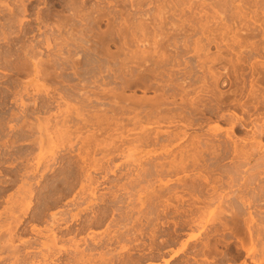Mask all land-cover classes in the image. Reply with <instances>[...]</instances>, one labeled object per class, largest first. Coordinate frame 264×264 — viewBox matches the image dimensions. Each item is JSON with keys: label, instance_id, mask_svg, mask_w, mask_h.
Masks as SVG:
<instances>
[{"label": "rangeland", "instance_id": "1", "mask_svg": "<svg viewBox=\"0 0 264 264\" xmlns=\"http://www.w3.org/2000/svg\"><path fill=\"white\" fill-rule=\"evenodd\" d=\"M0 1V227L34 243L27 264H264V0ZM95 111L102 133L81 127ZM55 151L61 170L31 181L48 206L19 215Z\"/></svg>", "mask_w": 264, "mask_h": 264}, {"label": "bare ground", "instance_id": "2", "mask_svg": "<svg viewBox=\"0 0 264 264\" xmlns=\"http://www.w3.org/2000/svg\"><path fill=\"white\" fill-rule=\"evenodd\" d=\"M9 1V0H8ZM18 1H20L21 3H22V7L24 6L23 4H24V0H18ZM31 1V0H30ZM33 1V0H32ZM74 1V0H73ZM3 2V1H2ZM5 2V1H4ZM0 3H1V1H0ZM12 3H14L15 5H16V7H18L17 6V1H16V3H15V1L13 2H11V5H12ZM32 3V2H31ZM30 3V4H31ZM72 4H73V2H71ZM9 4V3H8ZM13 4V5H14ZM25 4H26V2H25ZM1 5V4H0ZM10 5V4H9ZM18 5H21V4H18ZM27 5V4H26ZM26 5L24 6V8H22V12L25 14V13H27L28 12V10H27V8H26ZM31 6V5H30ZM7 7V6H6ZM12 7V6H11ZM27 7H28V5H27ZM14 8V7H13ZM7 9V11L9 10V14H11L10 12H12V14L14 13V10L16 9ZM21 8V7H20ZM33 8V7H32ZM73 9L72 10H74V12L75 11H77V9H75L74 7H72ZM6 9V8H5ZM19 9V8H18ZM0 10H1V8H0ZM2 10H3V8H2ZM21 10V9H20ZM20 10H18V11H20ZM30 10H32V9H30ZM35 10V9H34ZM79 10V9H78ZM18 11H17V13H18ZM1 12V11H0ZM4 12V11H3ZM3 12H1L0 14H2ZM21 12V11H20ZM39 11H36V14L38 13ZM16 13V15H18V19H19V15H20V13L19 14H17ZM29 13V12H28ZM8 14V15H9ZM11 14V15H12ZM15 14V13H14ZM13 14V15H14ZM74 14V13H73ZM92 14V13H91ZM7 15V14H6ZM21 15H23V14H21ZM20 15V16H21ZM39 15V14H38ZM88 15V14H87ZM1 16V15H0ZM10 16V15H9ZM24 16V15H23ZM75 16H78V15H76V12H75ZM72 17V15H71V17L74 19V18H76V17ZM91 16V15H90ZM5 17V16H4ZM3 17V18H4ZM85 18H86V16H84ZM6 18H7V16H6ZM5 18V19H6ZM8 18H10V17H8ZM7 18V19H8ZM23 18V17H22ZM39 18H40V15H39ZM78 18V17H77ZM76 18V19H77ZM82 20H83V18H82V16L80 17ZM84 18V19H85ZM90 17H88L87 19H85L84 21L85 22H87L86 20H88ZM94 18V17H93ZM17 19V18H16ZM17 19V20H18ZM38 19V18H37ZM9 20V19H8ZM11 20V19H10ZM24 20V19H23ZM26 20V19H25ZM39 20V19H38ZM41 20V19H40ZM72 20V19H71ZM82 20H81V22H82ZM5 21V20H4ZM14 21V20H13ZM19 22H20V20H18ZM72 21H74V20H72ZM72 21L70 22V24L72 23ZM89 21V20H88ZM12 22V21H11ZM44 22V21H43ZM66 22V21H65ZM7 22L5 21V24H6ZM42 23V22H41ZM63 23V22H62ZM67 23V22H66ZM66 23L65 24H63V25H66ZM75 23V22H74ZM89 23V22H88ZM5 24H3V25H5ZM14 24V23H13ZM20 24H22V23H20ZM24 24V23H23ZM38 24V23H37ZM40 24V23H39ZM2 25V26H3ZM7 25L8 24H6V27H7ZM68 25V24H67ZM76 25V23L73 25V26H75ZM62 26V25H61ZM72 26V25H71ZM72 26V27H73ZM8 27H9V25H8ZM22 27V26H21ZM2 28H4V27H2ZM61 28V27H60ZM62 28H63V26H62ZM65 28V27H64ZM32 29V28H31ZM40 29V28H39ZM57 29V28H56ZM53 30V29H52ZM62 30V29H61ZM50 40V39H49ZM65 40H67V39H65ZM68 41V40H67ZM55 42V41H54ZM66 42V41H65ZM69 43V42H68ZM50 44V43H49ZM66 45H68L67 43H66ZM48 47H51L50 45H48ZM68 47V46H67ZM49 49V48H48ZM70 50H68V52H69ZM30 61V60H29ZM28 62V61H27ZM27 62H25V64L27 63ZM64 62V61H63ZM30 63V62H29ZM36 63V62H35ZM28 64V63H27ZM65 64L67 65L68 63L67 62H65ZM70 65H73V66H71V67H74V68H76L75 67V64L74 63H72V64H70ZM35 66V65H34ZM27 67V66H26ZM37 67V66H36ZM33 68V67H32ZM20 69V68H19ZM36 69V68H35ZM38 69V68H37ZM73 69V68H72ZM74 70V69H73ZM38 71V70H37ZM36 73H38V72H36ZM47 73V72H46ZM112 92V91H111ZM113 93V92H112ZM114 94L115 95H113V97L115 98L116 97V93L114 92ZM120 96H122L121 94H119ZM62 98V97H61ZM60 98V99H61ZM118 98V96L116 97V100L117 101H120V103H121V98L119 99H117ZM123 99V98H122ZM124 99H125V97H124ZM123 99V100H124ZM57 100V99H56ZM68 100V99H67ZM89 99H85V101H87V102H89V101H91V100H89ZM98 100H99V98H98ZM97 100V101H98ZM122 100V101H123ZM63 101H64V98H63ZM66 101V100H65ZM135 101V100H134ZM92 102V101H91ZM91 102H89L90 104H88L89 106L91 105ZM114 102H116V101H114ZM46 103V102H45ZM59 103V102H58ZM69 103V102H68ZM94 103V102H93ZM92 103V104H93ZM119 102H116L115 103V105L116 104H118ZM100 104V103H99ZM46 105H47V103H46ZM48 105H50V104H48ZM98 105V104H97ZM96 105V106H97ZM101 105V104H100ZM59 106V105H58ZM44 107V106H43ZM48 107V106H47ZM46 106H45V108H47ZM98 107H99V105H98ZM69 108V107H68ZM113 110L115 109V108H113V107H111ZM123 108V107H122ZM122 108H120L121 110H122ZM119 108H118V110H120ZM44 110V109H43ZM109 110V109H108ZM108 110H106L107 112H108ZM111 110V109H110ZM112 110V111H113ZM121 110H120V112H121ZM83 111H84V109H83ZM97 111V110H96ZM95 111V114H94V117H95V120H93V115H92V120H91V118H90V120L88 119V120H83V118L81 117L82 115V112H81V110H80V112H78V113H81V114H79V117H81L80 118V123L82 124L83 122V126H81V127H84V124L85 125H88L89 123H91V124H89L88 126H92V127H95V126H97V128H95L96 130L97 129H102V128H104L103 126H107V125H109L110 124V122H108L107 123V121H109L110 119H109V117H108V115L106 114V116L108 117H105V115H103V114H101L100 112H99V110H98V112H99V114L100 115H98V116H100L101 117V115H103L101 118H107V119H109V120H105L104 122H105V124L103 125V120L101 119V118H99L98 116L96 117L95 115H96V112ZM103 111V110H102ZM106 111H104L105 113H107ZM111 111V112H112ZM115 111H116V113H117V109H115ZM94 113V112H93ZM92 113V114H93ZM113 114H114V111L112 112ZM84 114H85V112H84ZM98 114V113H97ZM115 115V114H114ZM86 116H87V114H86ZM110 116V115H109ZM49 117H51L50 115H49ZM54 117V116H53ZM111 117V116H110ZM114 116L112 115V118H113ZM57 118V120H58V117H56ZM89 118V117H88ZM111 118V119H112ZM50 119V118H49ZM60 119V118H59ZM78 119V118H77ZM81 119H82V122H81ZM56 120V119H55ZM54 120V121H55ZM113 120V119H112ZM57 122V121H56ZM59 122L60 123H62L61 125L62 126H67V124H69L70 122H71V120H68L67 118H63V120L62 121H58L56 124H57V127H59ZM79 123V124H80ZM107 123V124H106ZM60 125V126H61ZM61 126V127H62ZM87 126V127H88ZM119 126V125H118ZM69 126H67V128H68ZM81 127H79V130H83V128L81 129ZM86 127V126H85ZM120 127V126H119ZM105 129V128H104ZM78 130V129H77ZM57 131V130H56ZM89 130H87V132H88ZM98 131H100V130H98ZM96 132V133H94L95 135L97 134V133H99V132ZM103 131H105V130H101V133L103 132ZM61 132V131H60ZM66 133V132H65ZM59 134H62V133H59ZM93 134V135H94ZM93 135H91V136H93ZM94 135V136H95ZM97 136V135H96ZM92 140V139H91ZM95 140V139H94ZM89 141V140H88ZM36 144V143H35ZM34 144V145H35ZM86 144V143H85ZM89 144V143H88ZM87 144V145H88ZM87 145H86V147H87ZM35 146H37L38 147V144L37 145H35ZM90 146V145H89ZM29 147H31V146H29ZM33 148H34V146H32ZM31 147V148H32ZM37 147H35V148H37ZM40 147V146H39ZM34 148V149H35ZM38 149V148H37ZM81 149V151H84V150H82V148H80ZM79 149V150H80ZM84 149V148H83ZM89 149V148H88ZM31 150V149H30ZM31 151H33V149L31 150ZM30 151V152H31ZM244 151V150H243ZM242 151V155L244 156V157H247V154H248V152H243ZM33 152H36V151H33ZM33 152L32 153H29V154H32V155H34L33 154ZM87 152V151H86ZM79 153V152H78ZM84 153H85V151H84ZM88 153V152H87ZM83 154V153H82ZM82 154H79V159H77V160H81L83 163H87V161H86V155L84 154V156L82 155ZM88 154H90V153H88ZM88 154H87V156H88ZM28 155V154H27ZM19 156V155H18ZM77 156H78V154H77ZM90 156V155H89ZM24 157V156H23ZM31 157V156H30ZM20 158V157H19ZM29 159V158H28ZM27 159V160H28ZM32 159V158H31ZM33 159H35V158H33ZM33 159H32V161H33ZM67 159H66V157L65 156H58V153L55 151V152H53V154H52V156H51V158L50 159H48V160H45V161H40V160H38V161H36V162H34L33 164H32V166H29V169H30V167L32 168V170L31 171H29L28 173L30 174H25L26 176L28 175L29 177H27L26 178V182H23V180L25 181V179H23V178H25V176L24 177H20L21 179L20 180H22V184L24 183V185H26L25 187H24V185L22 186L23 188H20V189H23V191H21L20 189V192H18L20 195H21V197H20V195H18L19 197H20V199L17 201L18 203H19V205L18 206H20V207H18V209L20 210V214L19 215H23V216H26L27 214H28V211L31 209V206H33L34 204H35V200L37 201H40V204H42L41 203V201H44L43 199H44V197L45 196H43V191H40L39 189V192H34V189H33V185L34 184H31L32 182L31 181H34L33 179H35V176H37V175H39V180H38V182H34L36 185H39V184H41L40 183V181H41V179H43V180H45L44 178L45 177H47V175H49V174H56L57 173V171H59V170H61V167H62V163L64 162V161H66ZM18 161H19V159H18ZM20 161H22V160H20ZM29 161V160H28ZM31 161V160H30ZM77 162V161H76ZM15 163H17L16 162V159H15ZM30 164H31V162H29ZM67 163H69L68 165V167H70V165H72L73 164V162L71 161V160H69ZM78 163V162H77ZM82 163V164H83ZM11 164V163H10ZM19 164V163H18ZM27 164V163H26ZM82 164H81V169L83 168L82 167ZM88 164V163H87ZM14 165V164H13ZM12 165V166H13ZM17 165V164H16ZM65 165V164H64ZM79 165V164H78ZM26 166V165H25ZM27 166V167H28ZM89 166V165H88ZM17 167V166H16ZM15 167V168H16ZM21 167V166H20ZM20 167H19V169H20ZM24 167V166H23ZM64 167V166H63ZM77 167H79V166H77ZM86 167V166H85ZM90 167V166H89ZM87 168V167H86ZM66 169V168H65ZM68 169V168H67ZM80 169V170H81ZM18 170V169H17ZM16 170V171H17ZM23 170V169H22ZM22 170H19V174H21L22 172ZM24 170H26V169H24ZM23 170V171H24ZM28 170V169H27ZM27 170H26V172L25 173H27ZM79 170V171H80ZM84 170V169H83ZM15 171V172H16ZM63 171V170H62ZM71 171V170H70ZM78 171V170H77ZM85 171H87V170H85ZM84 171V172H85ZM21 172V173H20ZM72 173H70L69 174V176L67 175V176H65V175H63L62 177H59L58 179H56L51 185H49L50 186V188H49V192H50V194H49V192H48V194L50 195H48L47 194V196H49L50 198H53L54 199V201L56 200L57 202H58V200L60 201V199H62V197H65L64 195H69L70 193V191H71V189H72V187H74V180L76 179V180H78L77 178H75L72 182H71V180L73 179V177H74V175H73V177L71 178V174H73V171H71ZM80 172H82V171H80ZM89 172V171H88ZM87 172V173H88ZM17 173V172H16ZM86 173V174H87ZM76 174V173H75ZM81 174V173H80ZM85 174V173H84ZM85 174V175H86ZM22 175H24V173L22 174ZM21 175V176H22ZM78 175V174H77ZM89 175V174H88ZM91 175V174H90ZM89 175V176H90ZM88 176V178H87V176H86V181L88 182V183H90V184H94V182H93V178L90 180V177ZM92 176V175H91ZM15 177L16 178H12V179H15L14 181L16 182V180L18 181V177H19V175H15ZM36 177V178H37ZM250 177H252V176H250ZM11 178V177H10ZM37 178V179H38ZM80 178V177H79ZM9 179V178H8ZM88 179V180H87ZM10 180V179H9ZM8 180V181H9ZM84 180V179H83ZM97 180V179H96ZM7 181V180H6ZM13 181V182H14ZM85 181V182H86ZM98 181V180H97ZM248 181V180H247ZM42 182V181H41ZM76 183H77V181H75ZM79 182V181H78ZM86 182V183H87ZM249 182V181H248ZM247 182V183H248ZM9 183H10V181H9ZM17 183V182H16ZM25 183H27V184H25ZM83 183V182H82ZM86 183H84L86 186H87V184ZM245 183H246V180H245ZM246 183V184H247ZM78 184V183H77ZM83 184V185H84ZM96 184V183H95ZM249 184V183H248ZM35 185V186H36ZM82 185V184H81ZM89 185V184H88ZM40 186V185H39ZM44 186V185H43ZM77 186V185H76ZM86 186H83V187H86ZM45 187V186H44ZM47 187V186H46ZM82 187V186H81ZM5 188V187H4ZM41 188V187H40ZM216 188V187H215ZM42 189V188H41ZM44 189V188H43ZM84 188H82V190H83ZM87 189V188H86ZM85 189V190H86ZM4 190V189H3ZM37 190V189H36ZM18 191V190H17ZM44 191H46V190H44ZM72 191H74V190H72ZM71 191V192H72ZM94 190H92V192H93ZM3 192V191H2ZM21 192H22V194H21ZM81 192V191H80ZM95 192V191H94ZM92 193L91 194V197H92V199L93 200H95V199H97V197H96V195H95V193ZM83 193L85 194V192L83 191ZM73 194V193H72ZM71 194V195H72ZM81 194V193H80ZM52 195V196H51ZM86 195V194H85ZM70 196V195H69ZM68 196V197H69ZM82 196H84L83 194H82ZM81 196V197H82ZM67 197V198H68ZM81 197H79V199L81 198ZM12 198V197H11ZM47 198V197H46ZM83 198V197H82ZM85 198H87V197H85L84 196V200H85ZM74 199H76V197L74 198ZM242 201H243V203L244 202H248L247 200H244L245 198L244 197H241L240 198ZM49 201V200H48ZM76 201V200H75ZM16 202V203H17ZM51 202V201H50ZM72 202V201H71ZM34 203V204H33ZM59 203V202H58ZM44 204H45V202H44ZM44 204H42V205H44ZM252 203L250 202V205H251ZM42 205H39V206H42ZM60 205V204H59ZM73 205H79V200H78V204H73ZM45 207L46 206H48V205H44ZM79 206H81V205H79ZM44 207V208H45ZM49 207H50V204H49ZM49 207H48V209H49ZM44 208L42 209V211H41V214H42V212H45L44 211ZM47 209V208H46ZM84 209H87V208H84ZM83 209V210H84ZM89 209V208H88ZM87 209V210H88ZM86 210V211H87ZM85 211V210H84ZM83 211V212H84ZM81 212V211H80ZM19 213V212H18ZM17 213V214H18ZM82 213V212H81ZM13 215V223L14 224H18V223H20L22 220H21V217L22 216H20V217H18L17 215V217L15 216V214L14 213H12ZM44 214V213H43ZM39 216H41L40 214H38ZM79 215V214H78ZM77 215V216H78ZM43 216V215H42ZM41 216V217H42ZM73 218L74 217H76V215H73L72 216ZM16 218V219H15ZM39 218V217H38ZM21 220V221H20ZM60 222V220L59 219H57L56 218V215L55 214H53V222H52V226H56L57 227V223H59ZM90 222V221H89ZM88 222V223H89ZM1 225V224H0ZM4 226H5V232L3 233L1 230H3V228H4ZM7 226V227H6ZM17 226V225H16ZM55 227V228H56ZM1 228V230H0V264H5L4 262L6 261V264H7V262L9 263V262H11L12 264H27L30 260V257H31V248H32V245L34 244L33 242H31V241H22V240H20V242H21V244L24 246V248H25V251L24 252H22L21 250H20V245H15V243H14V240L16 239L15 238V236L17 235L16 234V228L15 227H11V224H9V225H3V226H1L0 227ZM60 228V227H59ZM66 228L67 229H69L70 230V226H66ZM52 229V231H53V228H51ZM54 234L55 233H53V236H54ZM54 239V241L56 242V237L54 236L53 237ZM19 239V238H18ZM17 243V242H16ZM20 246V247H19ZM59 253H60V251H59ZM74 254V258H75V253L76 254H79L80 256L79 257H77L76 258V260H78V259H83V253H81V252H79L78 251V248H76L75 250H74V252H73ZM33 255V254H32ZM44 255H42V257H43ZM48 256H50V254L48 255ZM33 257V256H32ZM173 258V257H172ZM43 261H47V256H44L43 257ZM43 261H39L38 263H43ZM31 262V261H30ZM36 263V262H35ZM46 263V262H45ZM10 264V263H9ZM32 264V263H31ZM37 264V263H36Z\"/></svg>", "mask_w": 264, "mask_h": 264}]
</instances>
